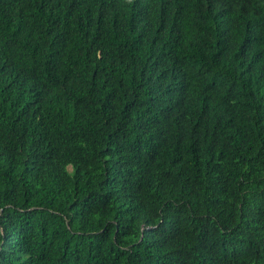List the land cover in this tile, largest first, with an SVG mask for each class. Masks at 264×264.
I'll use <instances>...</instances> for the list:
<instances>
[{
  "label": "trees",
  "instance_id": "1",
  "mask_svg": "<svg viewBox=\"0 0 264 264\" xmlns=\"http://www.w3.org/2000/svg\"><path fill=\"white\" fill-rule=\"evenodd\" d=\"M0 264H264V0H0Z\"/></svg>",
  "mask_w": 264,
  "mask_h": 264
}]
</instances>
